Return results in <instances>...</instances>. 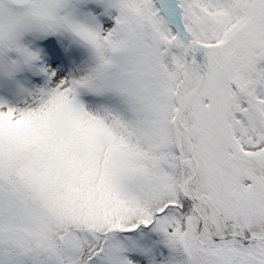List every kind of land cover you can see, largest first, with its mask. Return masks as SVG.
Masks as SVG:
<instances>
[{
    "label": "snow or ice",
    "instance_id": "6c2138e0",
    "mask_svg": "<svg viewBox=\"0 0 264 264\" xmlns=\"http://www.w3.org/2000/svg\"><path fill=\"white\" fill-rule=\"evenodd\" d=\"M0 264H264V0H0Z\"/></svg>",
    "mask_w": 264,
    "mask_h": 264
}]
</instances>
